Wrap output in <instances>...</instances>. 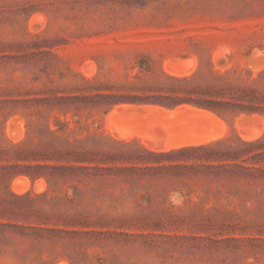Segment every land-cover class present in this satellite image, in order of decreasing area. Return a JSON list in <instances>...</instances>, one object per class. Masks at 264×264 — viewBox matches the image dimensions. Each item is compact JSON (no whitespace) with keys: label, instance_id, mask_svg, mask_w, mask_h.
I'll list each match as a JSON object with an SVG mask.
<instances>
[{"label":"rangeland","instance_id":"1","mask_svg":"<svg viewBox=\"0 0 264 264\" xmlns=\"http://www.w3.org/2000/svg\"><path fill=\"white\" fill-rule=\"evenodd\" d=\"M168 96L227 108L147 102ZM238 136L264 138V0H0V264H264V140L246 147L240 173L206 184L213 192H171L162 226L64 224L65 193L88 184L31 176L50 172L37 165H147L143 147ZM116 180L94 201L110 191L132 215L147 183Z\"/></svg>","mask_w":264,"mask_h":264},{"label":"trees","instance_id":"2","mask_svg":"<svg viewBox=\"0 0 264 264\" xmlns=\"http://www.w3.org/2000/svg\"><path fill=\"white\" fill-rule=\"evenodd\" d=\"M168 77L177 81L190 80L189 76L168 75ZM167 98L173 101L147 102L176 106L181 102L191 101L198 106L222 113L227 108L224 101L206 97L187 99L180 96H168ZM238 140L240 142L238 146L231 144L227 137H222L165 151H153L143 147L149 156L154 157L152 161H145L147 165H48L45 167L37 165V168H47L50 172L32 173L31 176L33 178L45 176L50 187L57 183L58 177L66 176L77 177L88 184L87 190L75 185L73 195L65 193V199L70 203L69 208L66 209L67 214L65 213V216L60 214V210L55 213L57 221L63 220L64 224L72 222L85 226L89 228L86 232L92 233L103 232V228H130V225L162 226L174 216L172 210L174 204L170 202L167 205L171 192H177L180 196L186 197L187 201L192 200L191 195L199 188L206 194L213 192L212 187L206 184L240 173L242 169L237 167L243 166L238 165L239 161L248 158L244 157L248 154L246 147L259 145L264 138L247 141L238 136ZM259 154L264 155V152ZM245 168L250 171L252 167ZM122 175L130 176L133 184L138 187L147 183L146 193L137 196V210L132 215H130V208L125 207L110 191H107L109 198L106 203L99 205L94 201L95 196L103 191V184L112 186V181H117L116 178ZM94 180H98L97 186L91 185V181ZM217 191L219 193L220 190ZM199 203L195 202L197 208H200Z\"/></svg>","mask_w":264,"mask_h":264},{"label":"bare ground","instance_id":"3","mask_svg":"<svg viewBox=\"0 0 264 264\" xmlns=\"http://www.w3.org/2000/svg\"><path fill=\"white\" fill-rule=\"evenodd\" d=\"M228 48H229V47H228ZM87 62H88V61H87ZM90 62H93V61H90ZM168 62H169V61H168ZM93 63H94V62H93ZM166 64H167V63H166ZM172 66H173V65H172ZM83 68H84V67H83ZM87 68H88V67H87ZM177 70H178V69H177ZM173 71H174V70H173ZM176 73H177V72H176ZM181 73H183V72H181ZM131 105H132V104H131ZM146 106H147V105H146ZM117 107H118V106H117ZM120 107H121V106H120ZM123 107H125V105H123ZM128 107H130V106L128 105L127 108H125V110L128 109ZM133 107H134V106H133ZM133 107H132V108H133ZM144 107H145V106H144ZM149 107H150V106H149ZM149 107H148V108H149ZM155 107H156V106H155ZM130 108H131V107H130ZM136 108H137V107H136ZM146 108H147V107H146ZM150 108H151V107H150ZM153 108H154V106H153ZM157 108H160V107L157 106ZM178 108H179V107H178ZM178 108H176V109H178ZM114 109H116V108H114ZM179 109H180V108H179ZM189 109H190V108H189ZM196 109H197V108H196ZM116 110H117V109H116ZM120 110H122V109L120 108ZM120 110H119V111H120ZM129 110H130V109H129ZM133 110H134V109H133ZM181 110H182V109H181ZM183 110H184V109H183ZM123 111H124V109H123ZM198 111H199V110H198ZM201 111H202V110H201ZM115 112H116V111H115ZM177 112L179 113L180 111H177ZM182 112H183V111H182ZM194 112L196 113V110H195ZM203 112H204V111H203ZM203 112H202V113H203ZM117 113H119V112H117ZM126 113H127V112H126ZM172 113H173V112H172ZM178 113H177V114H178ZM195 113H194V114H195ZM205 113H206V111H205ZM114 114H115V113H114ZM122 114H123V112H122ZM174 114H175V113H174ZM185 114H186V113H185ZM189 114H190V113H189ZM194 114L192 113L191 115L195 116ZM197 114H198V113H197ZM197 114H196L195 117H197ZM208 114H209V113H208ZM210 114H212V113H210ZM210 114H209V115H210ZM201 115H202V114H201ZM206 115H207V114H204V115L201 116V117H206ZM210 116H211V115H210ZM207 117H209V116L207 115ZM213 117H214V116H213ZM215 118H216V117H214V119H213L214 121H215ZM13 120L17 121L16 119H13ZM210 120H211V117H210ZM216 120L219 121V118H217ZM11 121H12V120H11ZM217 121H215V122H217ZM174 122H175V121H174ZM11 123H12V122H11ZM160 123H161V122H160ZM253 123H254V122H253ZM18 124H19V122H18ZM166 124L168 125V123H161L162 126H163V125L165 126ZM8 125H10V124L8 123ZM158 125H159V124H158ZM167 125H166V126H167ZM169 125H171V124H169ZM172 125H173V124H172ZM254 125H255V124H254ZM9 129H10V126H9ZM11 129H12V128H11ZM8 131H9V130H8ZM18 131H19V130H18ZM160 131H161V130H160ZM11 133H12V132H11ZM149 134H150V133H149ZM210 135H211V134H210ZM205 136H206V135H205ZM205 136H202V137H205ZM195 138H197V137H195ZM208 138H209V136H208ZM213 138H215V137H213ZM209 139H210V138H209ZM209 139H208V140H209ZM201 140H202V139H201ZM205 140H206V139H205ZM198 141H200V139H199ZM203 141H204V139H203ZM200 142H201V141H200ZM18 181H19V180H18ZM20 181H21V180H20ZM16 183H17V182H16Z\"/></svg>","mask_w":264,"mask_h":264}]
</instances>
